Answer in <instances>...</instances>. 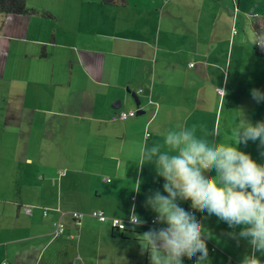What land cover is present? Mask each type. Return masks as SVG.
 I'll return each instance as SVG.
<instances>
[{
  "label": "crops",
  "instance_id": "1",
  "mask_svg": "<svg viewBox=\"0 0 264 264\" xmlns=\"http://www.w3.org/2000/svg\"><path fill=\"white\" fill-rule=\"evenodd\" d=\"M230 1L228 11L236 2L246 17V0ZM27 6L53 18L19 16L22 31L11 34L9 15L0 10V264H149L135 234L161 226L149 225L155 213L145 201L164 181L153 165L138 171L133 152L142 143L167 151L163 134L178 125L217 139L220 0H27ZM239 23L253 31L249 17L229 25ZM12 40L22 51L9 52ZM132 93L145 114L112 121L118 111L135 109ZM117 101L120 109L113 108ZM262 153L254 148L260 164ZM133 205L145 223L130 225L129 233L93 218L76 224L69 215L101 210L128 219ZM61 211L66 233L55 238ZM199 212L216 237L208 242L212 264H239L250 254L247 241L232 235L239 228ZM183 259L195 262L188 253Z\"/></svg>",
  "mask_w": 264,
  "mask_h": 264
},
{
  "label": "clouds",
  "instance_id": "2",
  "mask_svg": "<svg viewBox=\"0 0 264 264\" xmlns=\"http://www.w3.org/2000/svg\"><path fill=\"white\" fill-rule=\"evenodd\" d=\"M259 44L264 47V43ZM251 96L257 103H264V92L261 90L252 89ZM133 110L137 113L138 108ZM238 113L231 143H222L216 139L215 134L202 135L194 125H178L168 128L163 134V144L168 147L167 151H161L159 146L149 148L146 143L135 148L133 155L137 170H142L145 165H153L156 175L164 181L162 191L153 192L145 201L155 213L156 222L153 224L152 220L150 225L155 226L157 223L161 226L135 234L142 252L148 254L149 264H185V253L195 257L194 264H212L208 242L216 237L202 223L199 212L201 208L209 216L215 215L218 222L226 223L230 229L239 228L238 233H232L233 237L238 235L245 239L251 249L250 254L243 255L239 264H262L264 164L257 163L239 145L258 141L259 146L264 147V121L252 123L241 112ZM212 129L221 132L218 125H213ZM208 168L213 169L215 175ZM141 183L140 179L136 180L135 192L140 190ZM184 197H190L191 204L186 203ZM27 207L30 206L24 207L25 211H28ZM64 214L61 211L59 221L65 225V234ZM103 214L111 227L110 220L119 219ZM69 215L76 224L93 218L86 216L77 221L73 213ZM127 218L121 219L119 224L123 225L122 220L129 222L123 233L130 225L136 228L145 223L137 214L135 205L131 207Z\"/></svg>",
  "mask_w": 264,
  "mask_h": 264
},
{
  "label": "rangeland",
  "instance_id": "3",
  "mask_svg": "<svg viewBox=\"0 0 264 264\" xmlns=\"http://www.w3.org/2000/svg\"><path fill=\"white\" fill-rule=\"evenodd\" d=\"M245 2L248 8L246 17L250 14L264 15V0H246ZM229 4H231L230 0H220L224 12L220 11L223 17L220 15L218 20L219 38L217 39L220 54L217 63L220 71L218 89L220 88L221 92H218L219 106L216 109L217 125L221 131L217 133V140L222 143H231L234 140L233 129L238 112H241L252 123L264 121V103H257L251 96L252 89L264 92V62L256 60L253 55V46L257 43V38L255 39L252 30L246 28V23L245 27H242L240 23L233 28L229 25L233 22V18L246 22L245 9L241 7L238 13L237 8L234 9L235 5H230V11H228ZM47 5L54 4L47 3ZM5 19H7L6 29L9 33L22 31V24L19 22L22 21V17L9 15L5 16ZM8 47H10L9 52L22 51V43L16 40H12ZM15 78L22 79V75L15 76ZM217 99L210 103L213 108H215ZM229 110L235 117L233 125L228 115ZM239 147L242 151L249 153L257 163L259 162V157L254 156V148L260 147L258 141H249L247 144H240ZM75 212L81 213L78 210L71 211V213Z\"/></svg>",
  "mask_w": 264,
  "mask_h": 264
},
{
  "label": "trees",
  "instance_id": "4",
  "mask_svg": "<svg viewBox=\"0 0 264 264\" xmlns=\"http://www.w3.org/2000/svg\"><path fill=\"white\" fill-rule=\"evenodd\" d=\"M107 1H109V0H107ZM0 10H1L2 14H4V15L32 16V15L41 14L44 18H53L52 15H50L48 12L39 13L36 10L29 8L27 6V0H0ZM252 26H253V30L255 31V34L258 37V42L261 40L263 42V40H264V27H263V25H261L257 21L256 17H253V19H252ZM254 53L259 59L264 61V47L259 45V43L254 45ZM190 204H191V202H190ZM200 211L203 212V209L201 208ZM154 219H152V220H154ZM100 223H106V222H100ZM157 225L158 224L156 223L155 226H157ZM121 232L123 233V231H121ZM125 232L129 233L130 231L126 230Z\"/></svg>",
  "mask_w": 264,
  "mask_h": 264
},
{
  "label": "built area",
  "instance_id": "5",
  "mask_svg": "<svg viewBox=\"0 0 264 264\" xmlns=\"http://www.w3.org/2000/svg\"><path fill=\"white\" fill-rule=\"evenodd\" d=\"M136 116V111L135 110H129V111H119L117 113H115V115H113L112 117V121H125L129 118H134ZM149 136V135H148ZM106 182H109L110 179H104ZM26 210H31L30 207H27ZM77 221H81L83 218H85L86 216H91L95 219H97L100 222H106L108 220V218L103 214V212L101 211H93L90 214H86V213H73L72 215ZM111 224L112 227L118 231H124L126 229L127 223H129L128 221L122 220V223L124 225H120V221L121 219H111ZM156 221L155 219L152 221V223L154 224ZM65 232V225L59 221L58 223H56L55 225V231L53 233L54 237H60L61 235H63Z\"/></svg>",
  "mask_w": 264,
  "mask_h": 264
},
{
  "label": "water",
  "instance_id": "6",
  "mask_svg": "<svg viewBox=\"0 0 264 264\" xmlns=\"http://www.w3.org/2000/svg\"><path fill=\"white\" fill-rule=\"evenodd\" d=\"M132 96H133L134 101H135V106H136V108H138L137 113H136V116L138 117V116H141V115L145 114V111L142 110V109H140V107H141V101H140V99L138 98V96H137L135 93H132ZM121 107H122V106H121L120 101H117V102L113 105V108H114V109H120Z\"/></svg>",
  "mask_w": 264,
  "mask_h": 264
},
{
  "label": "flooded vegetation",
  "instance_id": "7",
  "mask_svg": "<svg viewBox=\"0 0 264 264\" xmlns=\"http://www.w3.org/2000/svg\"><path fill=\"white\" fill-rule=\"evenodd\" d=\"M235 7L237 8V3H236V2H235ZM253 17H256V18H257V21H258L261 25H263V27H264V18H261V17H259V16H257V15L250 14L249 18H250V19H253ZM252 29H253V26H252ZM253 31H254V30H253ZM254 33H255V31H254ZM255 35H256V34H255ZM256 38H257V43H256V44H258V43H264V40H263V42H262V40L258 42V37H257V35H256ZM256 44H255V45H256ZM259 45H260V44H259ZM253 50H254V47H253Z\"/></svg>",
  "mask_w": 264,
  "mask_h": 264
}]
</instances>
